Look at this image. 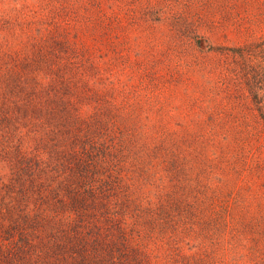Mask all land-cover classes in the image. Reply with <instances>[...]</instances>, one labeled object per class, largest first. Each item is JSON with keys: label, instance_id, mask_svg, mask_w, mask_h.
<instances>
[{"label": "trees", "instance_id": "obj_1", "mask_svg": "<svg viewBox=\"0 0 264 264\" xmlns=\"http://www.w3.org/2000/svg\"><path fill=\"white\" fill-rule=\"evenodd\" d=\"M45 35L41 53H0V264H222L206 157L226 137L123 112Z\"/></svg>", "mask_w": 264, "mask_h": 264}, {"label": "rangeland", "instance_id": "obj_2", "mask_svg": "<svg viewBox=\"0 0 264 264\" xmlns=\"http://www.w3.org/2000/svg\"><path fill=\"white\" fill-rule=\"evenodd\" d=\"M45 34L123 112L149 105L157 131L226 137L206 157L222 179L220 263L264 264V0H0V53H41Z\"/></svg>", "mask_w": 264, "mask_h": 264}]
</instances>
